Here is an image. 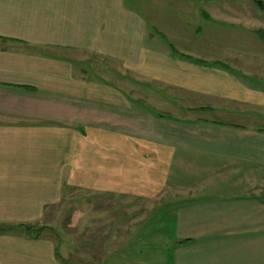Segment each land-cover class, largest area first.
<instances>
[{
	"label": "crops",
	"instance_id": "1",
	"mask_svg": "<svg viewBox=\"0 0 264 264\" xmlns=\"http://www.w3.org/2000/svg\"><path fill=\"white\" fill-rule=\"evenodd\" d=\"M155 8L0 0V264H264V44Z\"/></svg>",
	"mask_w": 264,
	"mask_h": 264
},
{
	"label": "rangeland",
	"instance_id": "2",
	"mask_svg": "<svg viewBox=\"0 0 264 264\" xmlns=\"http://www.w3.org/2000/svg\"><path fill=\"white\" fill-rule=\"evenodd\" d=\"M209 1L175 0L172 2L168 0L165 2L164 0H155L151 4L150 0H140L137 5L135 1L128 0L129 3L139 7L146 4L156 6L152 11L162 17L169 14L171 16L170 23L176 28L170 33L177 41L180 32L183 31L181 26L191 27L190 35L184 34L180 45L186 44L181 48L192 51L198 58L208 55L220 57L227 55L229 57L234 54L239 58L241 53L247 57L249 53L244 51L249 50L250 46L260 47L261 44H264L258 36L248 30L251 28L250 26L264 27V11L259 6V2H261L264 7V0H212V3H207ZM184 17L187 22L182 21ZM257 55H260L259 52ZM227 59L233 61L230 58ZM152 229L153 225L150 224L146 229V234L151 233ZM153 239L144 241V252H153V245L156 243ZM100 255L99 258L102 256V264H104L105 257ZM129 258V264H132L137 258L140 259L138 264H141V259H147L145 256L139 257L136 253H131Z\"/></svg>",
	"mask_w": 264,
	"mask_h": 264
},
{
	"label": "trees",
	"instance_id": "3",
	"mask_svg": "<svg viewBox=\"0 0 264 264\" xmlns=\"http://www.w3.org/2000/svg\"><path fill=\"white\" fill-rule=\"evenodd\" d=\"M259 3H260L259 6H260L261 10L264 11V7H262V3L261 2H259ZM261 37L264 38V33L261 34ZM26 229H29L30 231L34 230L35 232H38V230L40 228L39 227H27Z\"/></svg>",
	"mask_w": 264,
	"mask_h": 264
}]
</instances>
